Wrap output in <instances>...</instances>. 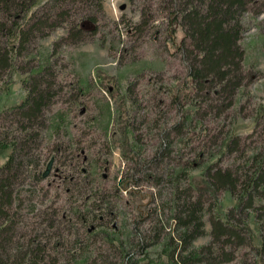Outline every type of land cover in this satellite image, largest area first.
<instances>
[{"label": "rangeland", "instance_id": "1", "mask_svg": "<svg viewBox=\"0 0 264 264\" xmlns=\"http://www.w3.org/2000/svg\"><path fill=\"white\" fill-rule=\"evenodd\" d=\"M47 1L38 0L33 10ZM261 1L259 10H264ZM170 7L168 0H104L103 10H95L97 33L71 43L59 27L46 38L36 37L17 62L32 67L51 59L59 91L46 110L50 127L35 151L41 164L26 168L16 184L22 189L18 229L45 245L46 264H125L129 259L167 264L170 251L186 255L205 246L210 250H203L204 260L193 264H264L254 216L259 212L264 218V200L257 199L259 210L246 207L240 214L238 194L220 190L211 195L205 176L213 165L244 177L254 169L253 155L264 156V11L245 15L240 40L245 82L234 104L221 110L218 98L208 101L204 91L184 88L189 65L183 51L190 44L183 27L171 25ZM29 75L15 68L0 75V135L21 132L9 118L10 109L25 100L23 80ZM187 99L198 102L199 110L182 124ZM215 103L221 106L210 105ZM162 136L171 141L169 157L157 155ZM135 142L139 152L130 151ZM11 152L0 151V166ZM50 162V176L36 182L33 175ZM180 168L185 169L183 189L191 187L195 199L206 191V234L188 249L181 247L184 228L172 200L170 174ZM230 210L234 223L246 219L253 238L246 233L244 244L222 250L212 242L210 221Z\"/></svg>", "mask_w": 264, "mask_h": 264}, {"label": "trees", "instance_id": "2", "mask_svg": "<svg viewBox=\"0 0 264 264\" xmlns=\"http://www.w3.org/2000/svg\"><path fill=\"white\" fill-rule=\"evenodd\" d=\"M103 1L49 0L41 8L33 10L38 0H0V15L4 19V21L0 20V75L5 74L6 71L10 72L13 68L30 73L29 77L23 80V86L27 91L25 100L10 109L11 117L6 112L7 118L17 123L21 132L12 137L8 133L0 135V151L8 148L12 150L5 163L0 166V264H46L47 262L45 245L37 242L35 237H23L21 229H18L23 218L20 209L22 189L16 188V184L24 175L26 168L37 169L41 164L40 159L34 158L35 151L42 144L44 130L50 127L46 110L59 91L51 59L32 67L29 66L30 62L20 67L17 62L36 37L46 38L59 27L65 28L63 39L71 43H78L87 35L97 33L98 17L95 10H103ZM168 1L171 6V25L179 23L183 27L186 40L189 41V47L191 46V49L188 47L183 51V59L189 65V77L184 88L188 89V92L193 89L194 94L204 91L208 101H216L218 98L223 102V107L221 104H210L213 108L218 109L220 106L221 110L229 108L234 104L235 96L244 85L246 78L245 51L240 44L246 30L244 18L246 14L254 11L256 15L263 12L264 10H259L263 2L261 0ZM73 12H77L78 15L75 16L77 13ZM187 96L191 100L194 99L189 94ZM196 104L198 102L191 103L188 100V113L182 124L192 121V116L199 110ZM230 141L227 143L228 147H231ZM170 148L171 141L168 137L162 136L157 155L169 157ZM137 149L136 142L130 145V151L139 152ZM260 156L261 153H257L249 160L254 169L244 177L232 168L209 165L205 169V176L211 195L214 196L220 190L238 194L236 210L240 214L246 207L259 210L255 203L258 198L264 200V156ZM52 169L53 165L50 162L33 177L36 182H40L50 176ZM174 173H176L175 178L172 177ZM184 173L185 169L180 168L170 175L174 190L172 194L174 216L178 219L179 227L184 228L179 235L183 244L181 247L188 249L194 240L206 234L202 213L203 192L206 191L202 190L200 197L195 199L190 193L191 187L183 189L180 186V179ZM143 211L140 215L146 217L148 211L146 209ZM232 212L230 210L225 217L217 214L216 218L210 221L212 242L219 243L222 250L226 245L236 247L244 244L246 233L253 238L246 219L242 217L239 224L234 223ZM250 216L251 213L247 215ZM254 216L260 224L263 243L258 249L262 254L264 253V218L259 212ZM204 249L210 250V247L205 246L198 250L192 248L186 255L182 253L174 255L170 251L167 264H193L202 261ZM226 260L230 261L232 257ZM207 261L212 262L210 259ZM261 261L263 262V259ZM125 264L133 263L129 259Z\"/></svg>", "mask_w": 264, "mask_h": 264}]
</instances>
